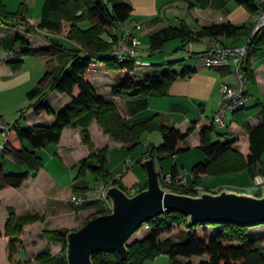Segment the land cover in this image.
<instances>
[{"label": "trees", "instance_id": "trees-1", "mask_svg": "<svg viewBox=\"0 0 264 264\" xmlns=\"http://www.w3.org/2000/svg\"><path fill=\"white\" fill-rule=\"evenodd\" d=\"M228 1L230 0H197L195 3L192 2L190 7L198 5L203 8L209 6L222 8ZM233 1L243 5L253 14H256L260 1L264 4V0ZM132 10V5L126 0L44 1L41 19L37 26L53 33L63 34L65 38L46 36L53 44L51 48H25L19 54L53 53L59 56L63 64L47 71L27 93L30 99L38 97L32 105L36 114H54L55 117L51 124L18 126L9 125L6 122L9 126L2 150L5 154H11L19 164L27 166L29 170L16 174L10 173L5 163L0 162V190L10 187L20 188L29 178H36L43 168V158L37 150L52 143L57 144L65 127L80 128L83 142L90 148V153L76 164L78 171L72 186L73 193H82L91 187L87 179L88 172L93 174L96 182L103 180L118 184V179L106 169L109 146L95 147L89 129L94 121L112 140L124 143L128 150L139 147L145 133L158 130L162 135V142L159 145L150 144L145 157L152 156L160 159L161 156L176 155L188 149L185 145L192 132L204 121L203 118L193 121L185 131L159 122L157 114L142 119L131 118L148 107L151 95L163 93L171 82L187 78L194 72V69L187 66L181 71L174 69L172 65L177 61H171L166 66L148 64L146 67L138 68L134 58L119 61L111 55L112 44L109 42V37L114 39L118 37L116 30L119 24L130 18ZM0 14L7 19L21 16L23 20H26L25 10L9 12L2 0H0ZM82 23H88V26L83 27ZM5 24L10 28L17 27L8 21ZM25 27L27 28L25 33L35 31V26L32 24L26 23ZM254 27L255 23L236 25L227 20L193 30L182 21L179 26H167L152 32L148 37L149 48L152 51L151 55H155L175 39L181 41L179 49H183L187 43L202 37L234 40L246 38V42L251 37L248 54L243 64L244 74L250 81L254 79L251 59L258 49L264 46V30L252 35ZM25 33L18 31L16 40L27 44ZM105 33H108L107 41L102 38ZM62 41L68 42L71 46L66 47ZM207 51L194 53L192 57L199 59L200 54ZM21 61L16 59L15 62ZM96 63L109 70L120 71L122 78L112 87L111 94L130 99L127 109L120 107L113 99L97 91L90 80L91 71ZM142 70H144L143 73L138 72ZM50 91L67 94L71 98L70 103L55 112L47 101ZM244 110L245 106L235 110L232 121L248 133V154L244 155L237 149L240 142L238 136L214 139L217 126L214 123L205 126L197 146L205 153V159L192 167L193 184L202 185V175L220 176L246 170L254 179L255 176L264 174L262 163L264 104L259 111L263 119L255 125L250 124ZM143 158L140 157L136 162L140 163ZM180 172L177 164H172L171 175L175 177ZM170 188V191L178 193L196 194L198 191L176 184L171 185ZM257 194H261V190H258ZM82 207L95 210L87 221L110 210L109 206L102 201L86 203ZM45 221L46 216L39 212L16 214L11 209L4 228V234L10 237L8 249L11 263L23 264L16 245L21 242L19 236L24 231V227ZM146 224L149 225L147 235L128 241L127 258H122L116 252H99L93 255L94 263L146 264L157 256L166 254L170 258V264H264V246L260 245V238L249 235L251 226L233 223H198L190 226L187 216L173 211H165L147 221ZM175 231L178 232L177 237L167 236ZM51 232L61 234L60 231ZM2 234L0 231V236ZM14 235L16 237H13ZM67 246L68 238L64 240L58 255L51 256L50 251L45 249L38 254L37 258L44 262L50 260L51 264H69Z\"/></svg>", "mask_w": 264, "mask_h": 264}, {"label": "crops", "instance_id": "crops-1", "mask_svg": "<svg viewBox=\"0 0 264 264\" xmlns=\"http://www.w3.org/2000/svg\"><path fill=\"white\" fill-rule=\"evenodd\" d=\"M126 1L132 5L133 10L129 23L126 24L125 22V24L129 25L135 20L142 22V30L137 32V35L141 40L146 36L149 37L152 32L164 27L179 26L182 21L193 30H198L202 26L211 23H218L227 20L236 25H249L255 21V14L251 13L246 7L233 0L228 1L222 8H214L212 6L203 8L198 5L190 7L191 3H195L197 0ZM22 10H25L24 16L26 17V20L31 24H39L42 9L38 16L31 15L28 7ZM81 25L87 27L88 23H82ZM116 31L118 32L119 29L117 28ZM17 32L18 30L15 28H10L5 25L0 26V119L4 118L9 125L16 124L18 126L51 124L54 121L55 115L36 114L32 105L38 100V97L30 99L27 93L38 83L39 79L47 71L52 70L47 68V65L42 59L33 58L46 54H56L43 53L36 55H20L19 51L21 52L25 48H51L53 44L50 39L37 34L34 31L25 33L24 36L27 38V44H25L22 41L16 40ZM174 41L180 40L175 39ZM62 43L66 47L71 46L66 41H62ZM217 43L244 45L246 44V38L234 40L230 38L216 39L202 37L198 40H193L187 43L183 49H186L188 54H186L185 51L181 53L179 52L180 54L178 53V57L177 54H173L171 57L180 58V61L174 63L172 67L181 71L182 68L187 66L194 69V72L187 78H181L171 82L163 93L151 95L149 97L148 107L145 110L134 114L131 118L142 119L157 114L159 122L168 126H174L182 131L187 130L193 121L203 118L204 121L201 122L192 132L185 145V148L190 145H192L190 147H197L200 142L202 129L213 123V115L221 103L222 84L236 83V75L232 69L207 67L202 61H196L200 59L192 57L194 53L211 50ZM6 50H13L14 55L8 56L5 53ZM16 59L22 61L18 63L15 62ZM62 64L63 63L60 61L55 68ZM251 67L253 69L254 79L249 81V99L245 105L244 113L250 124L255 125L263 119L259 111L264 104V46L259 48L256 54L252 57ZM121 78L122 75L120 71L116 72L115 70H109L99 63L95 64L90 74V80L100 94L109 99H113L117 105L127 109V104L130 99L126 97H116L111 94L112 87L117 84ZM101 89H107L108 94H103ZM47 101L54 111L57 112L59 109L69 104L71 98L65 93L50 91L47 96ZM208 110H211L212 113V118H210V120L207 119L208 116L206 115L207 112H209ZM232 120L233 117L231 116L229 125L225 129L216 127L217 130L213 138L222 139L238 136L240 142L237 145V149L244 155H247L249 152L248 133L244 128ZM89 129L96 148H102L107 145L109 146L106 169L112 175L121 173V177L118 178V184L120 186L122 185L121 187L129 194H134L141 188L146 187L147 178L145 170L142 166H140L141 168L136 169L135 164L139 163L136 161L140 157L146 158L144 155L150 144L159 145L158 143L162 142L161 133L158 130L145 133L142 137V144L134 150H128L124 143L116 142L112 140L108 134H105L96 121L91 124ZM54 149L56 155L62 158L65 165H76L82 158L90 153V148L83 142L81 129L73 127L64 128L61 139L54 145ZM187 150H189V148ZM138 152V156L133 157V155ZM5 155H8L17 162L11 154L6 153ZM132 159L137 160L133 161ZM115 160L116 165L111 166L110 163ZM127 161H132L133 165L124 171ZM3 162L5 163V161ZM158 167L160 173H170V170L166 172L162 170L160 161H158ZM24 171H17L15 173H21ZM181 172L184 173L183 171ZM239 173L240 172L237 174ZM207 176L211 175H202V185H196L192 183L187 174V187L197 190H199L198 188H207L211 191H218L225 187L229 188L228 185L207 182ZM41 184L44 187L48 185L52 188L58 185L56 179L51 177L42 168L36 178H29L20 188L10 187L0 190V231L3 233L0 236V250L3 248V259H7L6 251L9 243V237L4 234L5 224L9 218V208H12L18 214L39 212L46 216L45 222H35L25 226L24 230H27L33 225L36 226L39 223H48V207L51 204L50 202L54 203V201H60V198H58L57 195H53V198H50L48 194H46L45 189L38 190L40 189L38 185ZM70 204L77 207L72 200L70 201ZM23 234L20 236L22 241H24ZM27 252L28 246L21 245L18 248V254L23 253L26 257V261L28 259Z\"/></svg>", "mask_w": 264, "mask_h": 264}, {"label": "water", "instance_id": "water-1", "mask_svg": "<svg viewBox=\"0 0 264 264\" xmlns=\"http://www.w3.org/2000/svg\"><path fill=\"white\" fill-rule=\"evenodd\" d=\"M147 185L129 194L119 184L106 191L110 210L91 218L68 234L69 264H95V253L116 252L128 257V241L144 223L173 211L187 216L190 226L198 223H233L254 226L264 223V185L261 194L222 188L200 189L196 194L167 191L162 187L156 159L143 158Z\"/></svg>", "mask_w": 264, "mask_h": 264}, {"label": "rangeland", "instance_id": "rangeland-1", "mask_svg": "<svg viewBox=\"0 0 264 264\" xmlns=\"http://www.w3.org/2000/svg\"><path fill=\"white\" fill-rule=\"evenodd\" d=\"M2 1L3 4L6 6V10L9 12H18L20 9L22 10L28 7L29 13L31 15L38 16L41 12L42 5L45 0H2ZM129 21L130 18L126 20V24H128ZM102 38H104V40L107 41L108 33L103 34ZM181 44L182 43L180 41H174V40L170 41L161 52H156L155 55H151L152 51L149 48V39L148 36H146L142 38V44L140 47L141 48L140 59L152 65L159 64L166 66L167 63H170L171 61L179 62L180 58H177L179 56L178 55L179 52L181 53L185 51L186 54H188V51L186 49H179ZM173 54H177V57L172 58L171 56ZM33 59H42L47 65L48 69L55 68V66H57V64L60 62V58L57 55H49V54L36 56ZM196 61L200 62L201 60H196ZM115 71L118 72L117 70ZM143 71L144 70L138 72L143 73ZM101 92H103V94L105 95L108 94L107 89H103ZM208 111L209 112L205 114L208 116L207 119L210 120V118H212V113L211 110ZM3 140L4 137L0 135V162L5 161L8 172L11 173V172H17V171L20 172L24 170H29L27 166L21 165L18 162H15L8 155H5V153L2 150ZM160 143L161 142H159L158 144ZM49 145L50 146L38 149L37 152L43 158V170L46 171L51 177L56 179L58 185L52 188L51 186L48 185L44 187L41 184L38 185V187L40 188L38 190L45 189L46 194H48L50 198H53V195H57V197L60 198V201L57 200L54 201V203L50 202L51 204L48 207L49 208L48 223H42V224L39 223L36 226L33 225L27 230H24V234L22 232L24 241L21 240V242H18L16 246L18 248L21 245L26 247L28 246L27 261L23 253L19 254L20 257L23 259V264H51L52 262L50 260L44 262L43 260L38 259L37 258L38 254L41 251L47 249L50 251L51 256L58 255L62 250L64 240L67 238V234L70 231L76 230L81 226H83L85 222H87V219L89 218L91 213L95 211L94 209H84L82 206H77L79 207L77 208L74 207L72 204H70V201L74 194L72 192V186L77 175L78 167L76 165H68V164L65 165L62 158L56 155L55 153V149H54L55 144L52 143ZM190 146L187 147L189 148V150L180 152L179 154L161 156L159 161L162 170L164 172L169 171L172 164L176 163L179 166L180 170L183 171L184 173H187L191 181H193L192 167L196 163L205 159V153L197 147H190ZM139 152L135 153L133 157L135 156L137 157ZM132 160L135 161L137 159H132ZM262 163L264 165V155L262 157ZM110 164L111 166L116 165V160L112 161ZM140 166L141 165L139 163L135 164L136 169L141 168ZM87 179L90 182L91 186L95 185L96 181L91 172L87 173ZM206 180L207 182H210L212 184L228 185V187L232 190L249 192L252 194L258 193L254 179L246 170L240 172L239 174L237 173L232 175L227 174L226 176L223 177L207 176ZM11 209L12 208H9V216L11 214ZM51 231H60L61 234L58 235ZM22 234L20 236H22ZM147 234H148V230H144L140 228L129 241L135 240L137 239V237L145 236ZM177 234L178 232L175 231L171 234H168L167 236H172L175 238L177 237ZM249 235L251 237L256 236L257 238H260V245L264 246V223L251 226L249 230ZM13 237L16 236L14 235ZM6 253H7V259H3L2 256L4 255L3 248L0 250V264H13L9 260L8 248ZM146 264H170V258L168 255L162 254L157 256L154 260L147 262Z\"/></svg>", "mask_w": 264, "mask_h": 264}, {"label": "built area", "instance_id": "built-area-1", "mask_svg": "<svg viewBox=\"0 0 264 264\" xmlns=\"http://www.w3.org/2000/svg\"><path fill=\"white\" fill-rule=\"evenodd\" d=\"M260 2L261 3H258V10L255 14V27L252 35L260 30H264V4L262 1ZM6 21L17 25L15 29L22 33H25L26 23L31 24L28 20H23L21 16H14L7 19L0 14V26L6 25ZM32 25L35 26L34 32L37 34L45 37L65 38L63 34L53 33L46 28H40L35 24ZM142 25V22L136 20L132 21L129 25H126L125 22L120 23L118 28V37L116 39L109 37V42L112 44L110 54L119 61L126 58H134L138 68L148 66V63L140 59V47L142 40L137 35V32L142 30ZM250 41L251 37L244 45L217 43L211 50H208L199 56V59L207 67L229 68L232 69L236 75L235 84L223 83L221 86L222 100L213 115L212 121L219 128L227 127L229 123L228 120L232 116L233 112L241 107H244L249 99V80L244 74L243 64L248 54ZM5 53L8 56L14 55L12 50H6ZM8 126L9 125L6 123L4 118L0 119V132L4 138H6ZM154 158L156 159L157 169L159 170V159L157 157ZM132 165V161H127L124 171ZM114 177L116 179L120 178L121 173H117ZM160 180L162 187L167 191H170V187L173 184L178 186H187L188 184L187 174L182 172L175 177H173L171 173H160ZM254 182L257 190H261L264 185V174L255 176ZM110 184L111 183L99 180L95 183V185L85 189L82 193H74L71 200L76 206H83L86 203L94 201H102L110 207L109 201L106 198V191ZM198 189L200 190L202 188ZM141 228L148 230L149 225L144 223Z\"/></svg>", "mask_w": 264, "mask_h": 264}]
</instances>
